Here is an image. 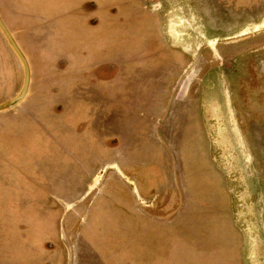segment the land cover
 <instances>
[{"label":"rangeland","instance_id":"1","mask_svg":"<svg viewBox=\"0 0 264 264\" xmlns=\"http://www.w3.org/2000/svg\"><path fill=\"white\" fill-rule=\"evenodd\" d=\"M163 1V27L170 43L189 59L198 49L210 46L204 52L214 57V65L211 62L208 72L200 73L197 89L191 91L196 80L193 71L177 93L176 103L165 114V109L145 108L133 110L135 115H126L124 110L118 111L117 100H106L104 107L92 95L83 102L78 117L90 115L93 121L89 131L100 136L114 132L113 126L117 128L115 123L118 121L120 125V120L127 121L130 130L135 128L134 133L142 134L135 136L134 141L121 142L125 145L124 152L132 150L137 160L134 168H143L148 158L160 166V172L154 171L148 178L146 197L150 200L138 202L142 208L154 204L158 207L156 202L161 203L159 207H165L175 198L182 199V204L176 205L178 213L165 222L141 217L143 214L134 209L132 185L116 179L128 180V174L115 171L117 164L130 163V157L122 150L118 154L105 151L113 143L107 140L100 167L99 159L93 158L99 150L81 147L79 155L80 149L77 154L72 152L70 141H64L63 135H55L59 139L53 141L51 134L57 131L52 125L59 120L53 114L57 110L48 104L41 109H34L35 106L24 109L19 104L0 112V140L6 144L0 147V264L68 261L74 264L80 260L79 244L83 242L87 249L93 246L106 252L119 250L115 264H153L157 260L155 254L159 256V264H233L221 249L229 239L231 247L238 246L239 264H264V74L259 73L263 67L252 51L248 62L256 67L250 69L254 75L246 77L249 71H243L245 53L240 55L243 47H230L234 56L224 63L226 50L221 43L214 46L210 41L250 34L258 26L264 27L263 21L254 25L264 19V0H238L236 8L231 6L233 0ZM208 4L214 5V13L209 12ZM225 5L227 13L222 12ZM56 22L58 26L54 30L53 21L41 25L36 22L40 25L38 32H45L53 40L49 47L54 52L66 50V40L77 43L83 38L94 40L89 27L72 13ZM38 32L34 31L33 36L43 40ZM104 32L102 39L113 37L111 30L110 34ZM102 39L97 43L102 44L103 55L98 52L96 56L110 63L115 48L111 39ZM0 41L7 53L4 74L0 77L1 103L17 94L22 78L18 59L12 55L6 40ZM42 52L46 56L43 49ZM90 57L94 58L95 54ZM32 59L29 58L32 68L29 90L35 85L43 96H50L45 74H49V80L62 76L65 65L58 61L51 73H45L44 60ZM113 65L121 69V74L110 92L124 94L128 105L136 102L142 107L143 76L134 72L139 67L129 62L119 67L115 62ZM37 120L38 124L49 122L50 135L37 131L38 135L32 132L35 137L30 138L29 132L19 134L16 130V124L21 128L24 122ZM154 150L160 153L146 157ZM75 174L84 176L87 184H93L86 195L89 186L85 188L84 182L75 196L73 189L69 190L73 188ZM134 195L140 200L138 194ZM166 208L168 212L175 209L170 210V205ZM227 216H230V233ZM22 225L27 226V231H19ZM78 231L84 238L78 236Z\"/></svg>","mask_w":264,"mask_h":264},{"label":"crops","instance_id":"2","mask_svg":"<svg viewBox=\"0 0 264 264\" xmlns=\"http://www.w3.org/2000/svg\"><path fill=\"white\" fill-rule=\"evenodd\" d=\"M100 5V0H0V19L13 37L16 45L24 55L27 64H28V70H29V82L27 86L26 93L21 100L19 104H21L24 109L32 108L34 109H41L44 104H48V107L54 108L57 110L56 116H54L57 119V124L52 125L53 130H56L57 132H54L51 134L53 141H56V136L60 137V135H63L64 141H70V149L72 152H76V154L79 152V149L81 147L83 148H91L95 150H99L98 155L93 156V158H96L95 160L99 159L100 164L98 166L102 167V155L104 151V142L107 140L113 142L110 145L106 146L105 151H112L113 153L117 152V154L125 147L124 144H121L123 141H134L136 139L135 136L142 134H136L135 128L129 129V125L127 121L120 120L122 123L119 125L118 121L115 123L114 132H107L105 135H97V132L91 133L89 131L88 126L92 123V117L90 115H86L85 117H78L81 111V106L83 105V102L87 100L88 98H91L92 95L94 97H98L100 99L101 104L104 103V107H107V104L105 103L106 100L108 102H112L114 99L118 102V111L124 110L126 115L128 113H131L133 115L134 111L136 109H145V106L142 107L136 104L128 105L125 103L124 94L121 95L119 92H110V89L112 85H114L115 81L118 79L119 75L121 74V69L118 71H114L112 73V66L115 62L114 58L112 59V62L107 63L100 61L101 59H97L96 53H102L103 55V46L101 43H97V40L102 39V31H100L102 27V20L100 18V15L97 13V8ZM74 14L76 17V20H81L82 23H85V27H89L90 32L93 33L94 40H92V37L90 40L87 38L79 39L80 43H77V40H66L67 41V49L62 50L60 49L57 52H54L49 45L52 43L49 40L48 34L45 32L40 33L38 32L39 26L44 23H49L51 21L54 22L52 30L57 28L58 24L56 21L59 20V17L67 14ZM39 22L40 25L37 26L36 22ZM264 21L262 19L259 22H256L254 25L259 24L260 22ZM262 26H258V29H261ZM41 34L39 35L43 40H36L38 39L33 36V32L36 31ZM2 34L0 32V40H2ZM39 37V39H40ZM2 38V39H1ZM5 39V38H4ZM57 41V40H56ZM59 43L61 40H58ZM113 42V40H112ZM247 45H249V48H253L256 54V59H258V62H261V74H264V40H245L244 41ZM65 46V44H64ZM3 49H2V48ZM46 52V56H42L43 52ZM0 77L4 74V64H6L7 60V53L4 54V51H6L4 44L0 41ZM76 50V51H67ZM250 49H248L249 51ZM9 51H11L9 49ZM12 55L14 53L11 51ZM92 53L95 54L94 58H91L90 55ZM30 55V57H29ZM30 59H42L44 60V63L42 65V69L44 72L51 73L53 70V67H55L56 62L57 64L60 62H63V73L61 75H57L58 77L54 78L53 80H49V74L47 75V80L49 84L46 85L47 89H49L50 96L45 95L43 96L42 93H39L41 91H37V87L34 85L32 90H29L30 83H31V63ZM33 61V59H32ZM48 62V63H47ZM124 62L127 61H122ZM112 65V66H111ZM123 66V65H122ZM121 66V67H122ZM108 68V69H107ZM20 77L22 78V68L20 65ZM107 71V72H106ZM56 76V75H55ZM52 92H51V91ZM52 93V94H51ZM128 94V93H127ZM105 100V101H104ZM137 100V99H136ZM38 103V106H37ZM18 104V105H19ZM56 106V107H55ZM98 105H95L96 107ZM99 107H101L99 105ZM115 107L111 108V111H113ZM32 111V109H29ZM132 110V111H130ZM33 114V112H32ZM141 115H145L144 113L140 112ZM141 117V116H140ZM51 121V119H50ZM38 122V120L36 121ZM35 121L31 122H24V124H21V128H18V124H16V130L20 132L19 134H23L24 132H29L30 138L35 137L33 135V128H30V125L32 123H36ZM45 122V120H44ZM49 123V122H48ZM141 127V125H139ZM137 127V126H136ZM143 128V127H141ZM139 129V127H137ZM50 130V129H49ZM141 132V130H138ZM50 133V132H49ZM48 133V134H49ZM38 134V133H37ZM54 134V135H53ZM46 135V134H45ZM50 135V134H49ZM9 136V135H8ZM48 136V135H46ZM4 137H7L5 135ZM1 138V137H0ZM3 141V140H2ZM0 140V147L4 146ZM81 142V143H80ZM85 142V143H83ZM6 145V144H5ZM132 151V150H131ZM131 151L126 149L125 152L123 151V154L130 157V163H126L124 166L117 164L116 165V171L115 173H120L123 175V173L128 174L126 180H122L121 178H116L118 182H126L131 186V194L134 197V203L135 207L134 209L137 211L138 214H143L141 217L148 218L152 222H165L167 220H171L173 215H176L178 213V209L176 205H181V200H172L169 203H166V206L170 205V210L174 211H166L165 207H159L161 206L160 202H156V205L150 206L148 208H142L138 201H148L150 200L149 197H146V191L147 189V182L149 175L154 172H160V166H156L157 162L155 160L148 158V164L144 165L142 164L143 168L136 169L133 167L134 163H137V160L134 159L133 155L131 154ZM152 153H154L155 156H157L160 151L156 152L154 150L151 153H147L146 157H152ZM82 154V151L80 149L79 155ZM157 154V155H156ZM91 158V159H93ZM155 158V157H154ZM156 168L151 167V169H147V166L154 165ZM84 169H85V165ZM137 171V172H136ZM95 171H93L94 173ZM95 179V178H94ZM132 180V181H131ZM85 186H89L88 190L85 192L84 195H86L92 188L93 184L88 183L87 180L84 181ZM99 184V183H98ZM96 184V187L97 185ZM73 188H69L70 191L73 189V196L77 194V186L75 184H72ZM86 188V187H85ZM134 194H138V197L140 200L135 197ZM179 201V202H177ZM139 206V207H138ZM137 207V208H136ZM142 209H144V212H141ZM149 211V210H153ZM181 210V209H179ZM141 212V213H140ZM153 212L154 214H150ZM169 214V215H166ZM162 215H165L161 217ZM228 219V231L230 233L231 231V224L230 222V216H227ZM222 220V218L218 219ZM224 224H219L220 227H222ZM78 236L80 238H84L83 233H79ZM231 234H228V237L230 238ZM224 242L228 241V239ZM236 240V239H235ZM234 240V242H236ZM230 241V239H229ZM228 241V244L226 243V246L221 248L223 249L222 252L227 255L228 258L234 261L233 264H239V252H238V246L231 247L230 242ZM90 245V244H89ZM87 244L85 242L79 244V258L77 262L74 264H115V260L117 258V252L119 250H116L115 252H106L103 250V248L99 247H88L86 248ZM161 250V248H158ZM220 249V250H221ZM229 250V251H227ZM86 253V254H85ZM201 253V252H199ZM87 254L90 255V257H87ZM157 256V260L159 256ZM154 262L153 264H159ZM232 261V262H233ZM100 262V263H99ZM117 262V261H116ZM231 262V263H232ZM65 264H73L72 261H68ZM118 264V263H117Z\"/></svg>","mask_w":264,"mask_h":264},{"label":"flooded vegetation","instance_id":"3","mask_svg":"<svg viewBox=\"0 0 264 264\" xmlns=\"http://www.w3.org/2000/svg\"><path fill=\"white\" fill-rule=\"evenodd\" d=\"M237 1L233 0L231 6L236 8ZM207 6L209 7V12L214 13V5L208 4ZM225 7L226 5L222 9L223 13H227V8ZM253 8L255 10L257 9V7ZM164 9L165 3L163 0H100L97 13L102 20V33L105 31L110 34V30L113 33V37L110 35L108 37L109 39L104 37L102 40H113V47L115 48L113 58L117 67L123 63L122 61H127L135 67L138 66L139 69L136 67L134 72L143 76V105L145 108L165 109V114L166 110L176 103V95L184 87L183 83L188 75L195 71L193 75L196 77V80H193L195 84L191 85V91H194L198 87L197 79L200 73L203 71L208 72L211 68L210 66H212L211 62L214 65V57L211 54L206 55L204 52L205 50L209 51L210 46L208 44L198 49L195 55L189 59L183 54L181 49L170 43V38L163 27L162 10ZM249 33L232 37H222L221 39L213 38L210 40L214 43V46L221 43L226 50L222 58L224 63L228 59L231 60L234 56L233 49L230 47L234 45H240V47L238 46L240 49L241 46L243 47L240 50V55L245 53V66L243 71H249V75H246V77H252L254 75L251 74L250 69H254L256 66L254 67L248 62L251 56L250 53L254 49L249 48V45L244 41L264 40V27L256 30L253 29ZM2 38V40H5L3 36ZM248 49L250 50L248 51ZM5 53L6 51H4ZM184 58L186 61H184ZM118 70V68L112 66V73ZM258 72L257 74L260 73ZM189 86H186L187 90ZM167 94H169V97ZM136 99L139 102L140 96H137ZM56 114L54 113L53 115ZM48 119L50 120L52 118L49 117ZM30 128H33V132H39L44 136L45 134H50L47 121L44 124L32 123ZM180 200L182 201V199Z\"/></svg>","mask_w":264,"mask_h":264},{"label":"water","instance_id":"4","mask_svg":"<svg viewBox=\"0 0 264 264\" xmlns=\"http://www.w3.org/2000/svg\"><path fill=\"white\" fill-rule=\"evenodd\" d=\"M0 32L3 35V37L5 38L8 46L10 47V49L12 50V52L14 53L16 58L18 59L20 65H21V68H22L21 86H20L17 94L14 97L0 103V112H1V111L8 110V109L18 105L21 102V100L23 99V97L26 93V90H27L28 82H29V70H28V64H27V61H26L24 55L22 54V52L20 51V49L16 45L13 37L11 36V34L9 33V31L7 30V28L5 27V25L1 21V19H0Z\"/></svg>","mask_w":264,"mask_h":264},{"label":"trees","instance_id":"5","mask_svg":"<svg viewBox=\"0 0 264 264\" xmlns=\"http://www.w3.org/2000/svg\"><path fill=\"white\" fill-rule=\"evenodd\" d=\"M2 161H4V160H2ZM7 167H11V168H16V167H14V165L12 166V165H7ZM27 178V177H26ZM86 179H85V177L84 176H78L77 177V175L75 174L74 176H73V184H75V186H77V193H78V190H80L81 188H82V186H83V183L82 182H84ZM85 183V182H84ZM13 220V219H12ZM21 229H19V231H21V230H26L27 231V226L26 225H22L21 227H20ZM41 236V235H40ZM42 238V237H41Z\"/></svg>","mask_w":264,"mask_h":264},{"label":"bare ground","instance_id":"6","mask_svg":"<svg viewBox=\"0 0 264 264\" xmlns=\"http://www.w3.org/2000/svg\"><path fill=\"white\" fill-rule=\"evenodd\" d=\"M262 23H263V25H264V21H263Z\"/></svg>","mask_w":264,"mask_h":264}]
</instances>
